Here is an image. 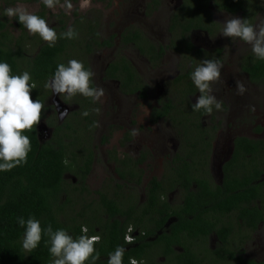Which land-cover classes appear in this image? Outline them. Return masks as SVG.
<instances>
[{
	"label": "flooded vegetation",
	"instance_id": "obj_1",
	"mask_svg": "<svg viewBox=\"0 0 264 264\" xmlns=\"http://www.w3.org/2000/svg\"><path fill=\"white\" fill-rule=\"evenodd\" d=\"M22 1L38 4L46 22L51 20L53 11L42 8L41 0ZM126 2L119 17L121 32L106 38L98 31L96 16L81 17L76 9L69 22L62 12L52 16L50 27L59 36L56 43L63 41L67 46L63 63L73 60L78 50L85 58V69L101 71L106 115L99 118V101L80 94L71 99L61 94L54 100L49 88L37 125L41 143L60 138L69 151L79 142L70 141L76 137L67 127L88 128L93 161L87 186L98 161L103 166L99 185L89 188L90 204L96 212L104 210V201L121 210L112 220L126 224L125 249L145 247L136 259L138 264H264V119H241V112L251 107L264 112V60L238 38L222 36L227 18L240 17L252 24L264 19V0ZM71 3L75 6L78 0ZM146 14H161L165 20L159 16L147 23ZM16 25L11 21L9 30L19 39L23 32ZM116 26L120 27L117 22ZM69 27L78 33L77 38L61 37ZM25 30L29 38L22 43H29L30 50L31 43L39 40ZM102 50L103 61L99 55L93 57ZM203 59L223 65L220 80L211 85L222 109L214 108L211 114L192 107L200 93L191 73ZM94 79L95 75L96 87ZM236 80L244 82L243 95L237 94ZM31 98L38 99L32 94ZM84 111L90 113L88 118ZM94 121L99 126L92 128ZM246 127L253 128L251 134H246ZM132 129H138L139 135L132 136ZM224 131L226 136L220 138ZM69 133L72 138H67ZM70 175L66 173L65 179ZM72 182L78 180L74 177ZM229 190L233 196L247 190L250 202L223 213ZM246 207L258 208L262 220L244 216ZM129 208L135 209L125 217ZM195 219L209 230L195 232L191 226Z\"/></svg>",
	"mask_w": 264,
	"mask_h": 264
},
{
	"label": "trees",
	"instance_id": "obj_2",
	"mask_svg": "<svg viewBox=\"0 0 264 264\" xmlns=\"http://www.w3.org/2000/svg\"><path fill=\"white\" fill-rule=\"evenodd\" d=\"M24 1L40 2V0ZM45 7L42 3V8ZM0 11L2 12L0 15V62L9 64L12 75L29 72L32 77L30 83L36 84L31 94L43 102L50 93L45 83L54 76L57 65L64 62L62 56L67 46L60 38L62 43H55L50 47L48 43H42L41 37L35 34L36 39L39 40L35 44L38 50L30 55L28 50L30 44L22 43L24 39L29 38L25 27L16 18L7 20L2 6ZM36 15L45 19V11ZM11 21H15L16 26L23 32L19 39L15 38L9 30ZM62 23L65 24V22ZM63 30L66 31V28ZM67 128L73 131L76 137L70 141L79 142V145L73 149L68 151L65 148V142L60 138L41 143L37 126H35L31 131L23 133L31 141L32 150L28 154L27 164L11 171L0 172V264H52L53 257L49 252L50 245L46 235L42 236L40 244L32 252L23 250L21 242L25 229L17 223L18 217H23L25 220L34 217L40 221L42 228L51 224L53 231L64 229L73 238L82 235L81 228L86 226L89 236L101 237L100 242L95 245L96 252L99 253L96 264H107L109 254L114 252L117 246L124 248L127 246L124 241L126 224H122L119 219L112 220L116 213L121 212L115 203L110 204L104 201V210L100 209L97 212L90 204L91 191L86 180L91 170L93 154L86 139L90 136L88 128L85 126L75 129L72 126ZM67 138H72V135L69 133ZM66 173L72 174L78 182L76 184L72 180L68 182L65 179ZM258 175L256 179H259ZM245 182L248 184L250 179ZM230 189H233V185ZM231 193L232 191L229 190L225 194V199L228 200H225L221 207L224 210L223 213L243 201L250 202L247 190L237 196ZM257 195L259 196V191ZM103 199L107 197L103 196ZM134 209L129 208L123 213L124 216L131 215ZM242 214L246 217L251 216L256 221L262 220V213L258 211V208H242ZM105 215L107 218H104ZM162 225L163 223L161 227ZM191 226H194L193 230L198 233L209 230L198 219L192 221ZM144 252V246L126 250L123 264H130L131 258L140 259V255ZM86 264H91V261Z\"/></svg>",
	"mask_w": 264,
	"mask_h": 264
},
{
	"label": "clouds",
	"instance_id": "obj_3",
	"mask_svg": "<svg viewBox=\"0 0 264 264\" xmlns=\"http://www.w3.org/2000/svg\"><path fill=\"white\" fill-rule=\"evenodd\" d=\"M41 2L49 9L60 7L68 13L74 7L71 0H63V3L61 0H41ZM90 6L91 0H81L79 5L81 10H86ZM5 14L9 18L18 19L30 34H38L50 47L54 46L58 40L55 29L51 28L45 19L29 11L26 6L9 7L5 9ZM223 23V37L238 38L251 46L256 58L264 60V19L252 24L248 19L230 17ZM61 37L71 40L77 38L78 33L74 28L69 27L61 34ZM222 68L223 65L218 60L203 59L191 73V79L200 93L192 105L194 111L204 110L211 114L214 108L222 109V102L212 94L211 87L213 83L220 80ZM11 71L9 64L0 62V172L11 171L27 164L28 154L32 150L31 141L23 133L31 131L40 124L45 107L39 99L31 98V92L36 88V84L30 83L32 80L30 73L25 71L21 75H12ZM94 75L90 69H85L82 62L73 59L69 60L67 65L58 64L54 76L45 83V87L51 88L54 94H65L68 99L80 94L91 98L95 103L105 95V90L102 87H93ZM235 83L237 94L243 95L246 92L244 82L236 80ZM251 110L255 111L254 108ZM89 114L88 111L82 113L85 117ZM62 115H66V111ZM98 126V123L94 121L90 127ZM130 134L135 137L139 135V131L132 129ZM17 223L25 229L21 243L26 252L36 249L42 236L48 237L49 252L53 257L52 264H86L88 261L96 264L99 260L95 245L100 242L101 237L89 236L86 226L81 228L82 235L73 238L64 229L53 231L51 224L42 228L40 221L34 217L27 220L18 217ZM125 251L124 247L117 246L114 252L109 254L107 264H123ZM130 264H138V262L131 258ZM139 264H143V261Z\"/></svg>",
	"mask_w": 264,
	"mask_h": 264
},
{
	"label": "rangeland",
	"instance_id": "obj_4",
	"mask_svg": "<svg viewBox=\"0 0 264 264\" xmlns=\"http://www.w3.org/2000/svg\"><path fill=\"white\" fill-rule=\"evenodd\" d=\"M81 0H78V3L73 7V9L71 10L70 13L66 12L64 9L57 7L55 9H51V12L53 13L51 15V20L48 21V25L50 26L51 24H54V20L52 19V16L59 14L60 12L64 13V15H66V22H69V20H71V15L73 13V11L76 9V12H78V14L81 17H87L90 15L96 16L98 18V21L100 23V33L103 35L102 37L106 38L108 36H110L111 34H116L121 32V20H120V14L123 12V9L126 7L127 2L126 0H99L100 3H96L94 0H91V6L86 9V10H81L79 5H80ZM8 3V4H6ZM7 6H5V5ZM18 5H23L26 6L27 9L31 12H34L35 14L38 13L40 11L39 5L38 4H28L23 2L22 0H13L12 1H8V0H0V6L3 7V9L5 8H15ZM41 6V5H40ZM160 16V21L164 22L165 19H163V15L158 14V15H149L146 14L144 21H146L147 23H151L152 21L158 19V17ZM7 20H11L8 16L6 17ZM116 22L120 25L116 26ZM111 23L110 26H108V24ZM88 35V37H90V33L86 34ZM86 38V37H85ZM85 38H81V39H85ZM227 44V43H225ZM32 47L30 48V54L34 53L37 50V46L35 45V43H31ZM230 46V50H231V45ZM75 53V60H78L80 62H84L83 58V54L82 53H78V50L74 51ZM100 56L101 60L103 61L106 57L105 52L99 51L98 53L94 54L93 57L95 56ZM102 67V66H101ZM100 67V69H101ZM100 73L101 71L99 69H95V84L96 87H102L104 89V85L101 83L100 80ZM250 88H254L253 86H250ZM103 102V100H99L100 103V112H99V118L102 119L103 116H105V106L104 104H101ZM258 103V102H257ZM262 103H264V97L262 100ZM253 107L250 108V110ZM248 109H245L241 112L242 118L244 121H249L250 118L254 119H264V112L260 111V110H255V111H250ZM263 110V109H262ZM263 117V118H262ZM264 127V124H263ZM247 131L246 134H251V130H253L252 127H246ZM227 131H224L220 134V138H223L226 136ZM102 150H106V147H103ZM102 161H98L96 167H95V171L92 172V175L90 176L89 179V183H88V187L91 189H96L97 186L99 185V181L102 175ZM73 175H70V177L67 179L68 182H71V180L73 179ZM262 232H263V243H264V228H262ZM259 244V241L256 242V245ZM264 247V246H263Z\"/></svg>",
	"mask_w": 264,
	"mask_h": 264
},
{
	"label": "water",
	"instance_id": "obj_5",
	"mask_svg": "<svg viewBox=\"0 0 264 264\" xmlns=\"http://www.w3.org/2000/svg\"><path fill=\"white\" fill-rule=\"evenodd\" d=\"M54 94V93H53ZM57 94H54V100H56ZM57 102V101H56ZM58 105V104H57Z\"/></svg>",
	"mask_w": 264,
	"mask_h": 264
},
{
	"label": "built area",
	"instance_id": "obj_6",
	"mask_svg": "<svg viewBox=\"0 0 264 264\" xmlns=\"http://www.w3.org/2000/svg\"><path fill=\"white\" fill-rule=\"evenodd\" d=\"M127 240H128V241H131L129 237L127 238Z\"/></svg>",
	"mask_w": 264,
	"mask_h": 264
}]
</instances>
